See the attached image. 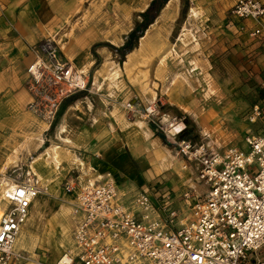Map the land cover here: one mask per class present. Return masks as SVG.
Here are the masks:
<instances>
[{"label":"rangeland","instance_id":"1","mask_svg":"<svg viewBox=\"0 0 264 264\" xmlns=\"http://www.w3.org/2000/svg\"><path fill=\"white\" fill-rule=\"evenodd\" d=\"M150 1L57 0L68 3L69 11L58 31L42 42L84 74L89 86L59 112L64 100L50 120L29 108L26 80L30 117H23L24 112L0 117V178L33 184L39 189L36 197L42 198L38 217L30 210V240L17 247L24 255L14 264H56L57 258H48L49 248L61 253L72 246L77 217L74 194L65 191L68 183L109 173L118 196L137 183L167 189L195 185L161 128L182 122L180 138L218 151L230 144L243 149L246 131L255 129L246 116L253 104L264 103V42L231 23L232 0H171L123 59L108 46L98 45L92 52L93 45L103 42L121 47ZM129 100L155 104V122H141L127 112ZM68 109L69 124L91 130V148L72 147L64 131L60 137ZM48 124L54 126L49 140L58 130L56 142L38 134ZM42 153L44 162L33 171L32 156ZM118 154L125 160L122 168L111 166V156Z\"/></svg>","mask_w":264,"mask_h":264},{"label":"built area","instance_id":"2","mask_svg":"<svg viewBox=\"0 0 264 264\" xmlns=\"http://www.w3.org/2000/svg\"><path fill=\"white\" fill-rule=\"evenodd\" d=\"M229 16L240 30L264 42L262 0H235ZM31 51L29 108L52 120L65 99L88 91L89 81L46 43ZM125 109L141 121L155 122V104L138 107L129 100ZM246 119L255 129L246 131L243 149L230 144L218 151L180 138L171 124L161 128L200 189L176 194L143 187L125 203L109 173L87 180L75 196L72 246L56 264H264V103L253 104ZM73 190L68 183L65 191ZM38 193L26 182L0 190V264L23 258L15 243Z\"/></svg>","mask_w":264,"mask_h":264},{"label":"crops","instance_id":"3","mask_svg":"<svg viewBox=\"0 0 264 264\" xmlns=\"http://www.w3.org/2000/svg\"><path fill=\"white\" fill-rule=\"evenodd\" d=\"M170 1L171 0H168L164 4L166 5L167 8L170 7ZM262 1L264 2V0ZM234 2L235 0H232L231 7L234 4ZM68 7H69L68 3H64V2L60 3L57 2V0H0V117H11V116L21 117L23 112H24L23 117H30V114H28L25 110V106L29 100V93L27 92L26 89V80H27L26 70H27V66L30 64V62H32L34 58L33 53L31 51V47L43 41L50 34H54L58 31V28L60 27L63 21V15L69 11ZM229 18L231 23L237 26L236 29L238 30L239 24H236L235 20L232 17L229 16ZM244 24L248 27L252 24V21H244ZM127 68H129V65H127ZM172 99L173 101H176L175 97H172ZM70 100L72 99H67V100L65 99V102H63L62 108L60 109L61 111L59 112H62L64 107L70 104L69 103ZM135 105L139 107L147 104L135 103ZM71 112L72 111L69 109L68 111H66L64 121L61 125V129L59 130L60 137L64 131L67 138H69L70 141L73 143L71 144L72 147L74 146L81 148L84 147L91 148V144L93 141V138L91 136L92 135L91 130L85 128L82 129L81 127L77 128L76 125H73L74 123L69 124L67 117L71 114ZM75 114L78 115V112H75ZM141 122L149 123L147 121H141ZM179 123L182 122L177 123L176 121V125ZM175 128L176 126L174 127V130L178 131L183 128V124L180 128L178 129ZM53 131H54V126L50 129V126L48 124L40 132H38V134L41 137L43 135L45 140L47 139V141L49 142L50 141L56 142L55 141L56 132H58V130H56L55 133L52 135V137H50V140L47 137V136H51ZM41 145L42 144L40 142V144L37 146L41 147ZM55 146L62 148L60 145H55ZM25 148L29 149L28 147ZM55 153L56 151L53 147V150L50 152V157L54 159L56 156ZM17 154L18 153H16L15 155L17 156ZM40 155L41 158H39V160L36 161L35 159L39 155L32 156L31 162L33 169L34 168L37 169V167H39L40 164L44 162L43 161L45 159L44 153ZM111 157H113L111 166L122 168L121 164L125 162L122 154H118L116 156H111ZM100 171L104 172L106 170L105 168H102V170ZM187 172L193 175L190 171ZM87 180H92V179H84L83 180L84 182L83 181L73 182V184L74 183L75 184H74V190L71 194H74V199L79 188ZM9 181L11 184L13 183V185H16V183H14L13 180L6 179L5 177L0 178V189L3 188L1 186L2 183L4 187H6ZM194 181H195V185H188L182 189H180V187L178 186H173L168 190H171L172 192L175 193L178 191L181 192L187 187H196L200 189V186L195 180V177H194ZM174 187H176V189ZM141 188H143L142 185L137 183L136 187L129 188V190H126V192L124 191L122 193V196H120L122 201L125 203H130L132 197ZM34 199L37 200L34 206H36L37 204L40 205L42 203V198L35 197ZM34 201H32L30 205L28 218L31 215L30 210L33 209L32 205ZM41 208L42 205L40 209ZM0 209H1V204H0ZM35 213L37 214V212ZM40 218L41 217H39L38 219ZM27 227L28 228H25L24 230L28 231L29 225ZM21 234L17 241V246L19 248L26 247V245L28 244V242H26L25 245H20L18 243L21 240ZM49 250L51 251V255L48 258L51 262H54L56 258H57L56 259L57 262L58 258L64 251L63 250L60 253L58 247H53V246L49 248Z\"/></svg>","mask_w":264,"mask_h":264},{"label":"trees","instance_id":"4","mask_svg":"<svg viewBox=\"0 0 264 264\" xmlns=\"http://www.w3.org/2000/svg\"><path fill=\"white\" fill-rule=\"evenodd\" d=\"M168 0H152L147 7V9L141 13L142 19L137 22L134 27L131 29V31L126 35L124 44L121 47H114L108 43H99L92 46V52H94V49L96 46H108L111 49H113L116 53H119L121 56V59L128 54L135 44L137 43L138 39L143 36L146 28L154 21L156 16L158 15L160 9L162 6L167 2ZM96 66V65H95ZM84 92L78 93L71 98H75L76 96L83 94ZM59 113L56 116V119L58 117ZM53 127V125L50 127V129ZM43 149H40L42 151Z\"/></svg>","mask_w":264,"mask_h":264},{"label":"bare ground","instance_id":"5","mask_svg":"<svg viewBox=\"0 0 264 264\" xmlns=\"http://www.w3.org/2000/svg\"><path fill=\"white\" fill-rule=\"evenodd\" d=\"M165 9V8H164ZM130 54V53H129ZM124 65H125V69H127V65H129L126 61L124 62ZM171 125H173V124H171ZM182 126V123H179V124H177L176 125V128L175 129H178V128H180ZM173 130H174V127H173ZM41 155H39L36 159H35V161L36 160H39V158H41L40 157ZM33 169V168H32ZM33 170H36L35 168L33 169ZM4 181V180H3ZM10 183V181L7 183V185H6V187H4V185H3V183L1 184V186L3 187V188H7V187H13L14 185H13V183L11 184H9ZM2 188V189H3ZM35 200V201H34ZM33 201H34V203H33V205H32V208H33V210H35V212H37V214L39 215V213H40V211H41V209H40V207H41V205L42 204H37L36 205V207L34 206L35 205V202L37 201L36 199H34ZM40 209V210H39ZM28 218V217H27ZM30 218L31 217H29L28 218V220L26 219V223L24 222V224L22 225V227H23V230H22V228H21V231H20V233H19V235H18V237H17V239H16V243H15V245H16V247H18L17 246V241H18V239H19V237H20V234H21V240L18 242L20 245H25L26 244V242H28V239L30 238V237H28V233H27V230H24L25 228H28L27 226L29 225V223H30ZM30 240V239H29ZM19 248V247H18Z\"/></svg>","mask_w":264,"mask_h":264}]
</instances>
